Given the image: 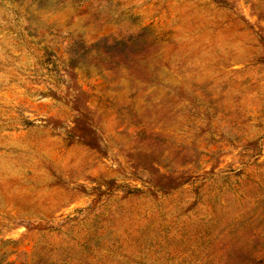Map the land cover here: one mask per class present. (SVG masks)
<instances>
[{"label":"rangeland","instance_id":"obj_1","mask_svg":"<svg viewBox=\"0 0 264 264\" xmlns=\"http://www.w3.org/2000/svg\"><path fill=\"white\" fill-rule=\"evenodd\" d=\"M0 264H264V0H0Z\"/></svg>","mask_w":264,"mask_h":264}]
</instances>
